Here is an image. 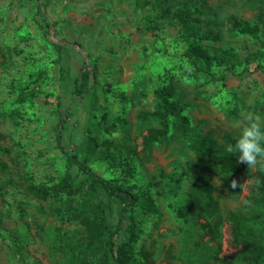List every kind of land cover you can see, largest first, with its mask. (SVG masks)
<instances>
[{
  "label": "rangeland",
  "instance_id": "rangeland-1",
  "mask_svg": "<svg viewBox=\"0 0 264 264\" xmlns=\"http://www.w3.org/2000/svg\"><path fill=\"white\" fill-rule=\"evenodd\" d=\"M156 1L0 0V264H74L66 244L78 228L65 215V198L39 201L27 191L29 184L48 186L62 175L66 159L58 143L99 177L136 195L148 193L155 211L142 215L134 209V253L148 254L152 264H219L217 259L237 254L227 223L210 241L203 221L181 219L177 211L194 177L215 187L223 219L237 208L251 211L254 169L223 174L218 161L227 153L224 137H239L242 113L256 115L264 128V75L254 72V64H242L223 81L198 76L171 19L178 4L189 0L161 4L171 9L166 17L151 7ZM205 2L218 21L234 15L258 24L264 40V0ZM150 23L156 29L142 35L138 28ZM220 34V41L200 42L201 47L210 54L231 49L240 59L260 49L250 37L226 28ZM61 66L70 81L60 80ZM80 67L93 74L82 99L72 92ZM212 72L222 73L215 66ZM164 87L172 89L192 132L181 133L170 118L167 136L146 155L141 137L158 122L141 124L138 114L157 108L154 92ZM20 94L23 103L17 101ZM232 179L246 181L243 189L229 188ZM112 210L115 223L117 204Z\"/></svg>",
  "mask_w": 264,
  "mask_h": 264
},
{
  "label": "trees",
  "instance_id": "trees-1",
  "mask_svg": "<svg viewBox=\"0 0 264 264\" xmlns=\"http://www.w3.org/2000/svg\"><path fill=\"white\" fill-rule=\"evenodd\" d=\"M168 0H158L152 3V8L161 10L162 17L170 13V8L161 4ZM196 1L199 7L196 6ZM254 1V0H248ZM178 8L171 13V19L178 26L180 35L187 47L183 52L184 58L195 67L198 76L210 81H223L227 74L235 75V67L245 64L246 67L254 64V72L264 75V66L261 60L264 56V40L260 35L258 24H250L229 15L224 22L218 21L215 12L207 6L205 0H189L178 4ZM40 9V6H37ZM206 27L201 31V25ZM226 28L233 35L247 36L259 44V50L244 59L231 49L213 50L210 54L203 49L200 42H218L221 40L220 29ZM156 28L150 24L143 29L138 28L142 35L152 34ZM59 49V46L53 45ZM62 48H60L61 50ZM221 69L216 76L213 67ZM245 69V68H244ZM61 81L70 76L68 69L61 66ZM246 71V70H244ZM91 72L80 67L76 77L72 80V92L80 99L87 96L90 91ZM173 91L169 87L157 89L154 98L157 108L150 111H141L138 121L147 123L149 118L158 122V127H151L141 137L142 151L149 155L152 146L164 139L168 134L169 119H173L178 130L187 134L192 132L188 119L183 115V108L177 101H173ZM17 101L25 100L20 94ZM62 103V101H61ZM264 105V91L262 94ZM61 114L66 116L68 107ZM62 122L57 127V137L61 138ZM264 129V128H262ZM84 139L89 141L90 129L83 131ZM239 137L226 135V144H234ZM58 149L65 157L63 173L53 180L51 185H27V191L37 200L45 201L48 197L54 199L65 198L64 212L66 217L77 225L78 230L67 241V248L73 257L74 264H152L149 255L141 252L134 253L133 245L137 240V228L133 217L134 209L138 208L142 215L155 211L153 201L148 193L140 195L116 185L110 180L103 179L95 174L85 162L78 161L69 155L58 143ZM237 155L228 152L218 161V168L223 174H243L247 172V165L237 162ZM253 179L248 202L251 211L237 208L227 213L223 219L218 208L216 189L210 184L194 177L189 185L187 199L182 208L177 211L181 219L196 218L204 222L205 234L210 241L220 237V229L224 223L229 225V235L233 247L238 248L235 256L227 259H217L219 264H261L264 262V169L254 168L251 174ZM259 181V184H257ZM84 189L81 198V191ZM103 198L107 201H104ZM112 203L117 204L116 221L113 215ZM15 240H19L15 237ZM19 244V242H18ZM16 244V252L20 248ZM139 256L138 258L136 256Z\"/></svg>",
  "mask_w": 264,
  "mask_h": 264
},
{
  "label": "clouds",
  "instance_id": "clouds-1",
  "mask_svg": "<svg viewBox=\"0 0 264 264\" xmlns=\"http://www.w3.org/2000/svg\"><path fill=\"white\" fill-rule=\"evenodd\" d=\"M258 117L251 112L241 114L239 126L241 128L239 138L234 144H228L226 151L229 154L237 155V162L246 164L247 168L264 169V129L258 123ZM244 183H239L237 179H232L229 188L235 190L243 189ZM259 184V181H257Z\"/></svg>",
  "mask_w": 264,
  "mask_h": 264
}]
</instances>
